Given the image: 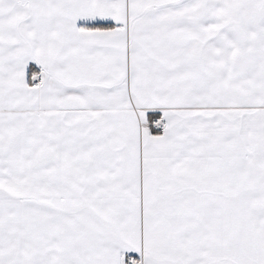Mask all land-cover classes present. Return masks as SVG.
<instances>
[{"label":"snow or ice","instance_id":"snow-or-ice-1","mask_svg":"<svg viewBox=\"0 0 264 264\" xmlns=\"http://www.w3.org/2000/svg\"><path fill=\"white\" fill-rule=\"evenodd\" d=\"M0 264H264V0H0Z\"/></svg>","mask_w":264,"mask_h":264}]
</instances>
